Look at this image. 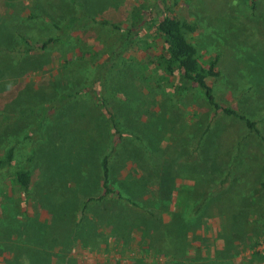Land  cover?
I'll return each instance as SVG.
<instances>
[{"label": "rangeland", "instance_id": "obj_1", "mask_svg": "<svg viewBox=\"0 0 264 264\" xmlns=\"http://www.w3.org/2000/svg\"><path fill=\"white\" fill-rule=\"evenodd\" d=\"M163 14L255 129L163 71ZM103 156L135 207L81 210ZM263 179L264 0H0V264H264Z\"/></svg>", "mask_w": 264, "mask_h": 264}, {"label": "trees", "instance_id": "obj_2", "mask_svg": "<svg viewBox=\"0 0 264 264\" xmlns=\"http://www.w3.org/2000/svg\"><path fill=\"white\" fill-rule=\"evenodd\" d=\"M140 13V14H139ZM138 15L142 17V12H139ZM145 13V12H144ZM139 18V17H138ZM76 18H70L69 24H72ZM142 19V18H140ZM106 24L105 22H102ZM136 22L135 20L130 23V30L135 28ZM114 27V26H112ZM194 28L191 25H187L184 22H181L173 17H169L167 15H162L155 26L156 34L161 38V43L163 46L164 54L159 56L160 65L163 67V71L166 74H173L174 71H177L179 85L184 82H189L195 85L199 90L202 91V94L205 98V101L209 106H211L213 111H221L226 116H232L239 120H241L245 126L251 130L254 128V123L250 122L244 116L239 115L234 110L226 107H222L217 105L214 101V98L211 95L210 87L205 83L206 77H216L217 73L213 70L216 64V58L209 61L207 67L202 69L198 66L196 58H195V49L194 47L186 41L184 38V32H193ZM135 33V31H134ZM54 42V39L47 38L45 40H41L39 42L38 47L39 50L46 48V46L50 43ZM31 51L30 49H25V52ZM99 106L102 107V102H98ZM104 107V106H103ZM106 113L109 114V111L106 110ZM111 127L114 128V123L112 122V118H110ZM11 149H8L6 155V162L10 161L11 158ZM108 157L103 156L99 162V177H100V188L101 195L96 198H86L83 201V205L81 206V210L86 207L87 203H91L94 201H98L101 199H105L106 197H114L117 202L125 203L129 208L135 207V201L131 200L127 195L121 193L119 190L110 188L108 181ZM14 181L24 190L26 191L30 185V175L26 171H18L15 173ZM260 187L264 188V179L260 182ZM158 217H154L155 224H159ZM157 230V228H156ZM158 231V230H157ZM161 233V232H160ZM157 233L156 241L153 242L150 249H158L159 254H165L168 251L169 245L174 242L172 235L169 239H166V236L160 235ZM162 234V233H161ZM169 258V255L167 256Z\"/></svg>", "mask_w": 264, "mask_h": 264}]
</instances>
